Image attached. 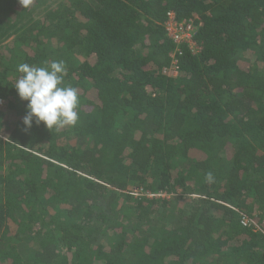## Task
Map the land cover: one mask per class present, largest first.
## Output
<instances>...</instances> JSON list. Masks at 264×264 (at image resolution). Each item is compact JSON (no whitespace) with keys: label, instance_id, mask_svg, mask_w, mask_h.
Segmentation results:
<instances>
[{"label":"trees","instance_id":"16d2710c","mask_svg":"<svg viewBox=\"0 0 264 264\" xmlns=\"http://www.w3.org/2000/svg\"><path fill=\"white\" fill-rule=\"evenodd\" d=\"M54 1L0 0V264H264V0ZM53 60L79 119L26 130Z\"/></svg>","mask_w":264,"mask_h":264},{"label":"clouds","instance_id":"9594fccd","mask_svg":"<svg viewBox=\"0 0 264 264\" xmlns=\"http://www.w3.org/2000/svg\"><path fill=\"white\" fill-rule=\"evenodd\" d=\"M20 3L24 6L22 0ZM17 71L21 75L14 88L19 98L27 102L22 121L26 130L34 123L37 126L43 123L50 131L75 126L79 119V95L75 87L64 84L66 67L63 61L53 60L43 67L21 63Z\"/></svg>","mask_w":264,"mask_h":264},{"label":"built area","instance_id":"2783aa9c","mask_svg":"<svg viewBox=\"0 0 264 264\" xmlns=\"http://www.w3.org/2000/svg\"><path fill=\"white\" fill-rule=\"evenodd\" d=\"M163 29L166 34V37L170 39L175 45H187L189 49L194 53L198 52V46L194 44L193 36L196 31L195 23L193 19L184 20L179 19L173 12H169L165 16V21L163 23ZM174 59V58H172ZM164 73L168 76H175L177 72V64L176 61L173 60L171 62L170 68L164 69ZM3 101L0 100V106H2ZM138 191V190H137ZM134 193V192H133ZM139 194L136 192V195ZM148 198L156 197V198H167L165 194H157L151 195L147 194ZM253 219L245 216L241 218L240 223L243 226H253L254 231H259L264 234V219L258 218L254 216Z\"/></svg>","mask_w":264,"mask_h":264},{"label":"rangeland","instance_id":"374dc122","mask_svg":"<svg viewBox=\"0 0 264 264\" xmlns=\"http://www.w3.org/2000/svg\"><path fill=\"white\" fill-rule=\"evenodd\" d=\"M55 1H56V0H55ZM55 1H54V2H55ZM55 4H56V2H55V3H52V6H54ZM37 17H39V18L41 19L40 16H37ZM3 108H4V103L2 104V106H0V112L2 111ZM130 191H131V193H132L131 195H133V196H137V195H138V194L136 195V192L140 193V191H139V190L137 191L136 189H131ZM133 192H134V193H133ZM159 194H160V193H159ZM164 194H165V193H164ZM156 195H157V194H156ZM165 196H166L167 198L170 197V195H166V194H165ZM173 196H174V195H173ZM184 203H185V202H183V201H180V202H179V208H180V209H182V208L184 207ZM259 218L264 219V217H261V216H260Z\"/></svg>","mask_w":264,"mask_h":264}]
</instances>
